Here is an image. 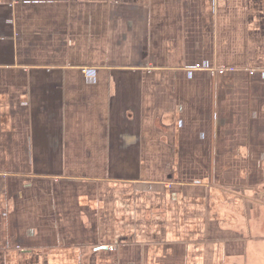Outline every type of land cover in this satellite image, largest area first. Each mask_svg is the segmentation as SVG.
<instances>
[{"label":"crops","instance_id":"0c3cea01","mask_svg":"<svg viewBox=\"0 0 264 264\" xmlns=\"http://www.w3.org/2000/svg\"><path fill=\"white\" fill-rule=\"evenodd\" d=\"M0 264H264V0H0Z\"/></svg>","mask_w":264,"mask_h":264}]
</instances>
